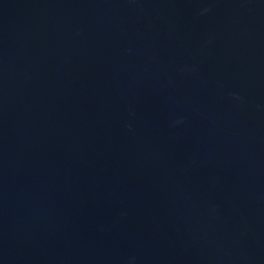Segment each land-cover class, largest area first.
<instances>
[{
  "label": "water",
  "instance_id": "1",
  "mask_svg": "<svg viewBox=\"0 0 264 264\" xmlns=\"http://www.w3.org/2000/svg\"><path fill=\"white\" fill-rule=\"evenodd\" d=\"M0 264H264V0H0Z\"/></svg>",
  "mask_w": 264,
  "mask_h": 264
}]
</instances>
